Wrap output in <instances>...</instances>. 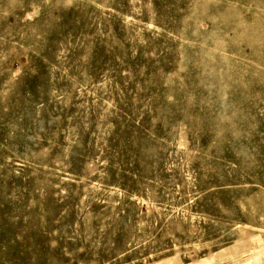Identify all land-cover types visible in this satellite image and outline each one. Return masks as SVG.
Instances as JSON below:
<instances>
[{"label": "rangeland", "instance_id": "1", "mask_svg": "<svg viewBox=\"0 0 264 264\" xmlns=\"http://www.w3.org/2000/svg\"><path fill=\"white\" fill-rule=\"evenodd\" d=\"M0 264H264V0H0Z\"/></svg>", "mask_w": 264, "mask_h": 264}]
</instances>
